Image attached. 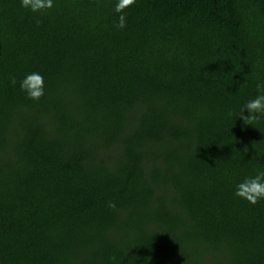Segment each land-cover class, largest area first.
<instances>
[{
  "label": "trees",
  "instance_id": "trees-1",
  "mask_svg": "<svg viewBox=\"0 0 264 264\" xmlns=\"http://www.w3.org/2000/svg\"><path fill=\"white\" fill-rule=\"evenodd\" d=\"M124 13L0 0V264H264V200L233 195L264 170V121L236 115L264 81V0Z\"/></svg>",
  "mask_w": 264,
  "mask_h": 264
},
{
  "label": "clouds",
  "instance_id": "clouds-1",
  "mask_svg": "<svg viewBox=\"0 0 264 264\" xmlns=\"http://www.w3.org/2000/svg\"><path fill=\"white\" fill-rule=\"evenodd\" d=\"M135 2L136 0H113V11L117 14L115 27L123 29L126 26L124 10ZM19 4L33 14H40L53 9L55 0H19ZM10 79L13 85L17 84L15 77ZM255 87L256 95L247 99L236 114L244 125L254 126L264 121V81H257ZM19 89L29 100L39 101L45 95V78L37 71L25 73L19 80ZM233 115L231 111L228 113L230 118ZM233 195L252 205L264 200V170H258L254 175H246L240 179L234 186Z\"/></svg>",
  "mask_w": 264,
  "mask_h": 264
}]
</instances>
